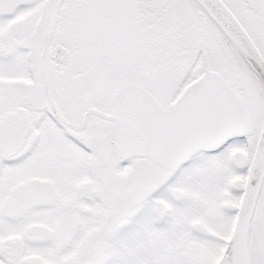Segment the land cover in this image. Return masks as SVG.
Instances as JSON below:
<instances>
[{
    "label": "snow or ice",
    "instance_id": "6c2138e0",
    "mask_svg": "<svg viewBox=\"0 0 264 264\" xmlns=\"http://www.w3.org/2000/svg\"><path fill=\"white\" fill-rule=\"evenodd\" d=\"M0 264H264V0H0Z\"/></svg>",
    "mask_w": 264,
    "mask_h": 264
}]
</instances>
